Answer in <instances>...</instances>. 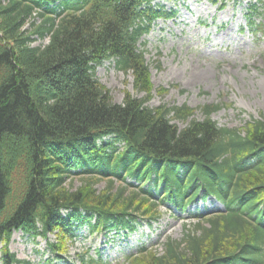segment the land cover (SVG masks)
<instances>
[{
  "label": "trees",
  "instance_id": "obj_1",
  "mask_svg": "<svg viewBox=\"0 0 264 264\" xmlns=\"http://www.w3.org/2000/svg\"><path fill=\"white\" fill-rule=\"evenodd\" d=\"M153 2L0 0L2 264L27 263L8 248L16 230L54 235L47 246L61 257L82 225L132 230L140 218L157 221L161 205L184 209L198 196L224 210L195 216L162 251L140 247L130 264H264V114L239 129L211 118L221 104L200 106L201 119L186 104L147 105L153 87L139 43L176 13ZM35 13L40 23L29 22ZM109 59L133 77L135 95L120 103L95 77ZM190 117L182 128L172 122Z\"/></svg>",
  "mask_w": 264,
  "mask_h": 264
},
{
  "label": "rangeland",
  "instance_id": "obj_2",
  "mask_svg": "<svg viewBox=\"0 0 264 264\" xmlns=\"http://www.w3.org/2000/svg\"><path fill=\"white\" fill-rule=\"evenodd\" d=\"M153 3L176 13L157 19L139 43L153 87L147 105L186 104L196 108L194 118L201 119L200 106L221 104L211 118L218 126L228 128L241 129L247 122L261 118L264 114V0H154ZM41 20L35 13L29 22L37 24ZM250 20L259 29L254 30L256 27L250 25ZM48 39H38L32 45L43 46ZM95 77L109 89L115 102H122L125 91L135 95L132 75L119 70L113 59L99 65ZM161 88L166 90L159 92ZM137 96L142 97L143 93ZM190 119L172 122L182 128ZM127 182L137 185L134 178H127ZM66 184L75 189L80 186L81 178L76 176ZM122 184L120 180L115 181L117 187ZM106 185L107 181L101 180L96 184L97 191L104 190ZM144 185L154 186L152 182ZM160 186L158 182L153 188ZM223 208L214 197L201 199L200 196L182 210L165 203L160 207L157 221L140 219L132 230L112 228L92 232L87 225H82L67 242L62 257L55 256L47 246L48 241L55 240L54 235H49L47 241L41 236L14 231L8 248L27 262L21 264H82V260L94 264L90 260L99 258L107 264H130L127 257L140 247L162 251L168 238L180 239L185 227H192L197 220L194 215ZM2 246L0 243V264Z\"/></svg>",
  "mask_w": 264,
  "mask_h": 264
}]
</instances>
